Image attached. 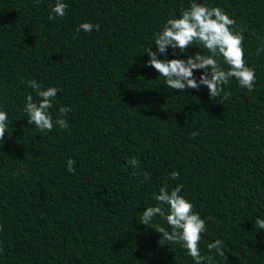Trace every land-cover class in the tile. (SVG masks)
I'll return each instance as SVG.
<instances>
[{"label": "trees", "instance_id": "trees-1", "mask_svg": "<svg viewBox=\"0 0 264 264\" xmlns=\"http://www.w3.org/2000/svg\"><path fill=\"white\" fill-rule=\"evenodd\" d=\"M62 2L64 17L49 20L55 0H0V111L9 125L0 141V264H194L180 245L159 244L154 226L170 231L163 218L139 223L161 187L179 184L206 222L202 255L220 239L226 260L216 255L215 264H264L255 225L264 219V51L256 55L264 0H197L235 20L255 70L254 89L233 78L226 99L206 86L169 89L147 66L154 33L191 0ZM86 22L100 30L77 34ZM198 52L208 54L193 44L158 58ZM31 80L58 89L49 112L55 120L70 108L67 130L28 125L26 97L38 100Z\"/></svg>", "mask_w": 264, "mask_h": 264}, {"label": "clouds", "instance_id": "clouds-1", "mask_svg": "<svg viewBox=\"0 0 264 264\" xmlns=\"http://www.w3.org/2000/svg\"><path fill=\"white\" fill-rule=\"evenodd\" d=\"M67 4L62 0H55L52 8L54 15H49V20L57 17H64ZM100 30L98 24L82 23L77 28V34L83 30L88 33ZM244 36L242 31H237L235 20L231 19L220 7H209L206 4L198 3L197 0H191L188 7L181 9L178 18H169L164 23L160 32L154 33V45L147 48L145 53L149 57L147 66L154 68L159 76L165 80L167 88L181 90L184 92L188 89L199 90L201 86H206L210 98H227L224 86L230 80L235 78L240 87L252 91L255 87V70L246 66L243 48ZM193 44H199L207 51L206 54L199 52L187 59H159L158 56H166L168 48L173 50L179 49L184 53ZM264 51V44L256 49V55ZM176 53L173 52V55ZM223 65H227L225 68ZM194 70L201 71L197 79L194 76ZM38 97L34 102L33 96L26 97L23 108L26 114L28 125H35L41 131H51L58 126L62 130H67L68 122L63 119L70 108L61 106L59 114L54 120L49 110L53 107V101L57 96L58 89L48 87L44 89L36 80L27 82ZM8 116L4 111H0V141H3L8 128ZM194 133L193 135H197ZM75 161H67V171L74 173L73 167ZM128 165L137 169L139 161L133 157L128 161ZM136 175L134 171L132 173ZM172 180L179 179L178 172L170 173ZM144 179L148 176L145 174ZM184 185L179 184L169 189L167 186L159 189V194L154 195L157 203L155 206L147 207L139 223L145 226L151 225L156 217L163 218L170 228L162 225H155V232L161 235L159 244L180 245L191 256L194 264H215V256L225 257L223 250L225 245L220 239L207 243V255H202L199 248L201 234L207 231L206 222L201 219L200 215L193 211V205L183 196L180 195ZM255 225L260 230H264V219L257 218Z\"/></svg>", "mask_w": 264, "mask_h": 264}]
</instances>
